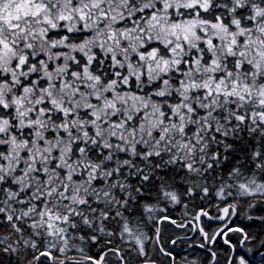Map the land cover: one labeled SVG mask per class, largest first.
Returning <instances> with one entry per match:
<instances>
[{
  "label": "snow or ice",
  "instance_id": "1",
  "mask_svg": "<svg viewBox=\"0 0 264 264\" xmlns=\"http://www.w3.org/2000/svg\"><path fill=\"white\" fill-rule=\"evenodd\" d=\"M0 264H264V0H0Z\"/></svg>",
  "mask_w": 264,
  "mask_h": 264
}]
</instances>
